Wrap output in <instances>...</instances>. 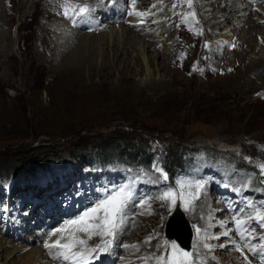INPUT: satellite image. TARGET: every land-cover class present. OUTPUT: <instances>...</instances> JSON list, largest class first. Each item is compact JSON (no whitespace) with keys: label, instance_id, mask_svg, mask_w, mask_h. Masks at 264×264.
I'll return each instance as SVG.
<instances>
[{"label":"rangeland","instance_id":"obj_1","mask_svg":"<svg viewBox=\"0 0 264 264\" xmlns=\"http://www.w3.org/2000/svg\"><path fill=\"white\" fill-rule=\"evenodd\" d=\"M74 1L78 0H56V15L45 19L30 16L32 7L27 0H3V10L8 11L4 24L0 21V167L4 168L0 171V264H11L20 253L32 248H43L37 237L47 229L42 227L49 219L58 213L64 217L52 226L55 232L97 204L91 199L101 193L102 187L88 199L86 193L91 191L84 192L85 187L91 190L90 184L104 182L107 190L118 178L125 180L121 188L133 196L144 191L149 196L141 203L144 214L136 211L131 218L135 196L130 201L126 209L129 222L120 235L121 245L117 243L123 251L117 255L124 264H150L151 244L156 256L165 254L166 223L173 208L151 190L161 185L152 166L148 174L138 171L136 175L135 169L142 168L143 161L129 168L117 150L108 154L101 143L136 145V160L145 148L153 154L154 146H159L157 155L165 163L167 155L172 158L189 150L195 168H207L200 160L203 156L209 165L216 164L215 156L223 157L227 168L237 162V172L247 173L222 180V184L245 188L243 195L238 194L239 200L254 196V189L264 191V172L259 167L264 164V74L257 72V64L264 61V29L250 30L246 24L243 31V23H231L212 30L206 21L215 23L220 14L219 7H209L212 0H192L191 8L187 0H136L135 5L132 0H107V6L115 7L107 14L88 1L72 4ZM76 5H85L89 11L81 16L78 9L71 10ZM257 5H252L257 16L254 18H264V0ZM66 6L69 19L65 30L77 29V33L71 39L62 36L64 29L59 28L45 43L43 30L62 18ZM136 12L146 13V19L133 14ZM192 12L195 20L189 16V23L182 22ZM15 13L17 18L13 19ZM96 18L99 22H92ZM257 22L264 28V19ZM200 31L202 35L196 34ZM246 40L255 46L250 51ZM78 42L80 60L67 64ZM60 45L65 54H58ZM210 180L212 176H207L206 184ZM222 188L207 192L212 209L225 208V196L219 193ZM113 194L115 190H109L106 197ZM202 197L186 212L192 227L198 222L201 229V239L195 240V233L192 242L195 256L211 264H247L244 256L251 255L246 249L243 255L237 251L219 224L226 216L228 224L236 222L233 205L227 203L232 211L226 209L220 215L215 212L202 223L204 215L199 217L195 210ZM235 204L248 209L245 214L249 219L259 218L258 212L250 210L254 202L249 199ZM253 225H246L248 233L257 227L255 237L263 242L264 227ZM149 237L151 240L146 242ZM252 240L242 238L241 248ZM207 241L213 247L206 253L203 245ZM100 243V238L94 237L88 240V247ZM16 246L18 249H13ZM185 251H192V247ZM138 255L143 258L130 260ZM250 261L260 264L259 256Z\"/></svg>","mask_w":264,"mask_h":264},{"label":"snow or ice","instance_id":"obj_2","mask_svg":"<svg viewBox=\"0 0 264 264\" xmlns=\"http://www.w3.org/2000/svg\"><path fill=\"white\" fill-rule=\"evenodd\" d=\"M132 2L133 5H135L136 0H132ZM187 6L189 8L192 7V0H187ZM77 9V14L81 16L89 11L88 7L85 5H76L75 8L71 10L75 12ZM64 14L66 16L68 15L67 6ZM133 14L138 16L144 15V13L140 12ZM189 16H191L192 20H195V13L192 12L189 13L188 16H184L182 22L189 23ZM189 30L192 31L193 29L190 28ZM196 34L202 35V31L197 32ZM259 167L261 168V171L264 172V164ZM162 175L167 179L166 174L162 173ZM203 186L202 183H196L194 186L196 189L195 193H185L184 191L179 193V199L183 202L186 211L189 210V206L193 201L199 198V190L202 189ZM181 188H184L183 183L181 184ZM132 199L133 193L123 188L118 190L115 194L107 196L78 218L68 221L61 228H57L52 235L55 236L60 234V238L50 244H45V248L49 250H57L55 254H53L54 259H63L64 261L72 262V264H77V262H80V264H90V256L95 253H106L111 249L118 232L126 223V209ZM158 199L170 202L171 206L174 207L177 200V193L174 191H166L160 195ZM144 203H147V201ZM257 216L259 217L260 226L264 227V213H257ZM236 223L239 226L246 222L237 220ZM196 233L197 240L199 241L201 239V229L197 227ZM78 234H83L87 239L82 238ZM227 234L228 233H225V235ZM94 237L100 238L101 243L90 248L88 247V240H91ZM150 240L151 237H149L146 242H149ZM233 243L235 244V241H233ZM164 246L170 249V251L167 255L156 256L154 258L155 264H197V260L192 251L183 250L175 242L169 243L168 241H164ZM203 246L210 248L207 244H204ZM125 247L128 246L125 245ZM244 247H247L254 256L258 255L260 258V264H264V245L257 248L246 244ZM236 250L243 255V248H241L239 244H236ZM96 258H98V256ZM144 259L147 261L148 258L146 257ZM244 259L247 261V264H251V261L248 260L247 256H244ZM201 264H203V262H201Z\"/></svg>","mask_w":264,"mask_h":264},{"label":"bare ground","instance_id":"obj_3","mask_svg":"<svg viewBox=\"0 0 264 264\" xmlns=\"http://www.w3.org/2000/svg\"><path fill=\"white\" fill-rule=\"evenodd\" d=\"M10 1H13V0H10ZM55 1L56 0H27V2H29L30 3V7H32L31 9H32V12H31V14H30V16L31 17H33L34 18V16H44V18L45 19H50L52 16H55L56 15V3H55ZM65 2H67V0H64ZM79 1H88V2H90L91 4H92V6H93V8L94 9H96V10H99L101 13H103V14H107L108 12H110L111 10H113L115 7H109V6H107V4H108V2H107V0H78V1H74L75 3H72V4H76L77 2H79ZM201 1V0H200ZM210 1V0H209ZM213 2L211 3V5L209 6V7H214L215 9H216V7H219V11H220V14H219V16H217V18L214 20L215 21V23H212V24H210L209 23V21L207 20L206 22H207V24H209V25H211L213 28H212V30H217V28H224V27H227L229 24H231V23H233V24H235L234 26H236V25H240L241 26V24H242V26H243V28L242 29H244L243 31H245V26H246V24L247 25H249V28H250V30H254V29H264L263 28V26L262 25H259L258 24V22H257V20L258 21H260V19L261 20H263L264 18H262V17H258V18H254V17H257L256 16V13H254V8H253V6L252 5H254V3L256 2V5H257V3H258V1H260V0H212ZM73 2V1H72ZM20 3V2H19ZM195 3V2H194ZM197 3V2H196ZM64 4V3H63ZM4 3H3V0H0V21L1 22H3V24H4V22H5V20H6V12L8 11V9L7 10H3V7H4ZM20 5V4H19ZM29 6V5H28ZM258 6V8L260 9V8H263V7H259V5H257ZM58 7V6H57ZM26 8H28V7H26ZM93 8H91V15H92V10H93ZM11 9V8H10ZM30 9V8H29ZM61 9V8H60ZM218 9V8H217ZM22 10H24V8L22 9ZM26 10V9H25ZM44 10H46V12L44 11ZM63 10H65V8L63 9ZM62 10V11H63ZM253 10V11H252ZM19 11V15H18V13L16 14H13L14 15V18L13 19H16L17 18V15L20 17V10H18ZM64 12V11H63ZM116 12H119V13H121L122 11H120V10H117ZM74 14V13H73ZM72 14V15H73ZM103 14H102V16H103ZM24 15V14H23ZM71 15V16H72ZM90 15V16H91ZM28 16V15H27ZM102 16H98V17H102ZM216 16V15H215ZM249 16H252V18H250V19H248L247 17H249ZM61 19L60 20H58L57 22H55V23H53V24H51V25H49L48 27H46L47 29L46 30H43L44 32L42 33V37H43V39H44V41H45V43H46V39H49L50 37L49 36H51V34H52V32L54 31V30H56V29H59V28H62V29H64V31L63 32H61L62 34V36L64 35L65 37H68V38H73L74 36H75V33H77V29L76 30H73V31H68L67 29L65 30V25L67 24V22H68V15L66 16L65 14H62L61 15ZM142 18H140V19H146V13L143 15V16H141ZM9 18V17H8ZM40 18V17H39ZM43 18V17H42ZM11 19V18H10ZM24 19V18H23ZM35 19H36V17H35ZM34 19V20H35ZM38 19V18H37ZM139 20V18L137 19V21ZM35 22V21H34ZM36 22H37V20H36ZM92 22H99L98 20H97V18L96 19H92ZM205 22V21H204ZM141 23H144V22H141ZM6 24V23H5ZM35 24V23H34ZM140 24V23H139ZM146 24V23H145ZM141 25V24H140ZM67 26H69V25H67ZM230 27H231V25H230ZM67 28V27H66ZM239 28V27H238ZM33 29H34V27H33ZM70 29V28H69ZM123 30H122V32H124L125 30V28H122ZM237 29V28H236ZM126 30H129L128 28H126ZM166 30V29H165ZM130 31V30H129ZM121 31H120V36L121 35H123V34H121L122 33ZM251 32V31H250ZM135 33L136 34H139L140 35V32L139 31H136L135 30ZM211 36V35H210ZM255 38V37H254ZM42 39V38H41ZM65 39V38H64ZM87 39V38H86ZM107 39V38H106ZM106 39H104L105 41H106ZM110 39V38H109ZM221 39H224V37H222L221 36ZM68 40V39H67ZM88 40V39H87ZM103 40V41H104ZM43 42V41H42ZM244 42H247L248 43V45H247V51H250V50H252L255 46H254V44H253V42L250 40H246V41H244ZM79 43V42H78ZM67 44V43H66ZM80 44H81V42L76 46V48H75V51L73 52V53H71L70 55H69V57L66 59L67 60V64H68V62L69 63H71V64H77V62L80 60V52H79V47H80ZM84 44V43H83ZM2 45V42L0 43V46ZM59 45V44H58ZM68 45V44H67ZM46 48L48 49V47L46 46ZM81 48V47H80ZM54 51H55V49L54 48H52ZM62 49H63V46L62 45H60V47H59V49L57 50L58 51V54L59 53H61V52H65V50H63L62 51ZM50 50V49H49ZM81 51V50H80ZM65 54V53H64ZM212 56V55H211ZM54 58V57H53ZM60 58V57H59ZM57 59V58H56ZM82 59V58H81ZM54 60V59H53ZM76 62V63H75ZM240 62V61H239ZM244 63V62H243ZM252 64L254 63V64H256L254 61H252L251 62ZM258 65V66H257ZM257 65H254V66H257V72L258 73H260V74H264V61H262L261 63H259V64H257ZM231 66V65H230ZM225 67H226V65H225ZM220 70H222V69H220ZM222 73V72H221ZM233 186V185H232ZM247 188V187H246ZM242 190L244 191V192H246V190H245V188L243 189V187H242ZM242 190H241V192L239 193L240 194V196L241 195H243L244 194V192H243V194H242ZM135 196V195H134ZM133 196V197H134ZM135 198H136V196H135ZM202 201L200 202V203H198L197 205H196V208L197 209H195V210H197V212H198V216L199 215H201V214H203L204 216H203V218L200 220V222H202V223H206V221L205 220H207L206 219V217H211V216H214L215 215V212H218V215H220V212H222V211H224V210H226V209H228V210H230V211H232V207L230 206L229 208H228V205L229 204H227L226 203V205L224 206L225 208H222L223 210H221V211H219V210H215V209H212L211 208V206H210V204H211V196H209V193H206V194H204V196L202 197ZM133 200V199H132ZM241 201H244V199L242 198V199H238V201L237 202H241ZM223 202L224 201H221V203L223 204ZM236 202V203H237ZM130 206H131V204H130ZM195 208V207H194ZM128 209V208H127ZM219 209V208H218ZM238 209V208H237ZM214 212V213H212V214H210V213H208V212ZM227 211V210H226ZM227 213V212H226ZM217 215V214H216ZM200 217V216H199ZM217 218V217H216ZM125 219H126V223L122 226V228H121V230L118 232V234H117V237H116V239L114 240V242H113V245H112V247L111 248H113V250L114 251H112V249H110V251L111 252H106V253H104L105 255H107V256H105L107 259H113L114 257H117L118 255H117V251H118V245H117V243L119 242V239H120V235L122 234V232L124 231V229H125V227H126V225H127V223L129 222L128 221V218H126L125 217ZM213 219V218H212ZM216 220V219H215ZM219 221V220H218ZM242 221H245L246 223H248V221H249V218H248V216L245 214L244 215V217L242 218ZM140 222V221H139ZM208 224V223H207ZM219 224L220 225H222V228L224 229V233H230L229 232V228L227 227V224L226 223H224L223 221H220L219 222ZM214 225H215V222H214ZM229 225V224H228ZM204 226V225H203ZM206 226V225H205ZM254 226V225H253ZM212 227V226H211ZM173 229H174V226L172 225V227H170V231H171V233H173ZM212 229H213V227H212ZM221 230V229H220ZM219 230V231H220ZM205 231H208V229L207 230H205ZM41 233V232H40ZM40 233H38L39 235H38V239L40 240L41 239V237H42V235L40 234ZM170 233V235H172ZM175 233V232H174ZM205 233V232H204ZM124 234V233H123ZM206 234V233H205ZM168 235V234H167ZM170 235H168V237H170ZM207 237V236H206ZM212 237H214V235H212ZM216 237V236H215ZM55 239H58V236L56 235L55 236ZM158 239V238H157ZM213 239V238H212ZM215 239H217V238H215ZM182 240H185V237H182ZM208 240V239H207ZM210 240H211V238H210ZM157 241H159V240H157ZM209 241V240H208ZM153 243H156V244H158V242H153ZM217 243V242H216ZM215 244V243H214ZM8 246V245H7ZM7 246H4V250H8V248H7ZM2 247V246H1ZM0 247V248H1ZM146 247V246H145ZM155 247V246H154ZM210 247H213V245H211ZM91 248V247H90ZM165 248V247H164ZM198 248V247H197ZM3 249H1L2 251H3ZM13 249H18L17 248V246L16 247H13ZM21 249V248H20ZM162 249H163V247H162ZM206 249V250H205ZM204 250H205V252L207 253L208 251H207V248H205ZM12 250V249H11ZM22 250V249H21ZM21 250H19V251H21ZM157 250V249H156ZM209 250V249H208ZM152 251H153V244H151V246H150V248H149V254H150V256H149V260H150V264H155V257H156V254L153 252L152 253ZM13 252V251H12ZM156 252V251H155ZM162 252H163V250H162ZM195 252H196V249H195ZM161 253V252H160ZM158 256V255H157ZM205 256H209V254H205ZM92 257L90 256L89 257V260H90V264L91 263H93L94 261L91 259ZM121 259H123V258H121ZM67 263H70V261H66ZM124 261L122 260L121 261V264H124L123 263ZM61 264V259H55L54 261H52V260H49V258H48V256H47V254H46V250L44 249V248H35V249H31L29 252H27V253H20L19 254V256L16 258V259H14L12 262H11V264ZM64 263V262H63Z\"/></svg>","mask_w":264,"mask_h":264},{"label":"trees","instance_id":"obj_4","mask_svg":"<svg viewBox=\"0 0 264 264\" xmlns=\"http://www.w3.org/2000/svg\"><path fill=\"white\" fill-rule=\"evenodd\" d=\"M104 142H102L101 144V148H105L104 151L105 152H109L108 154H112V153H116L115 150L118 151L119 153V157L124 159V160H127V161H136V158L135 156L133 155V151L135 150H139V147L136 146V145H133V144H120V143H117V142H110L109 144H103ZM144 147V145H143ZM145 148V147H144ZM114 151H113V150ZM145 150V151H144ZM142 152H143V155L147 156L148 155V152L149 150H147L146 148L144 149ZM113 151V152H112ZM139 155V154H138ZM182 160H183V155H182V152L181 153H177L175 154L172 158H169V162L171 164H173L175 167H179L181 166L182 164ZM4 169V168H1L0 167V171Z\"/></svg>","mask_w":264,"mask_h":264},{"label":"water","instance_id":"obj_5","mask_svg":"<svg viewBox=\"0 0 264 264\" xmlns=\"http://www.w3.org/2000/svg\"><path fill=\"white\" fill-rule=\"evenodd\" d=\"M173 217H174V218H173ZM178 217H180V215H179V213H176V214L173 215L172 218H171V219H172L171 221H174V222H173V223H174V228H175V226L178 227V224H179V222L181 221L180 219H178ZM174 219H175V220H174ZM171 221H170V222H171ZM181 224H182V223H181ZM180 226H182V225H180ZM180 226H179V227H180ZM168 232H169V231H168ZM174 232H175V234H174ZM169 233H170V232H169ZM171 234L177 236V235H178V231H176V229H173V233H171ZM189 239H190V232H189V238L183 242V245L188 246V244H189Z\"/></svg>","mask_w":264,"mask_h":264}]
</instances>
